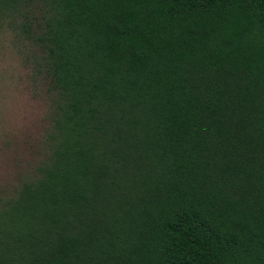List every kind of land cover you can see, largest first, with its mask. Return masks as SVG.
<instances>
[{
  "label": "trees",
  "instance_id": "trees-1",
  "mask_svg": "<svg viewBox=\"0 0 264 264\" xmlns=\"http://www.w3.org/2000/svg\"><path fill=\"white\" fill-rule=\"evenodd\" d=\"M6 34L50 110L0 264H264V0H0Z\"/></svg>",
  "mask_w": 264,
  "mask_h": 264
},
{
  "label": "rangeland",
  "instance_id": "rangeland-1",
  "mask_svg": "<svg viewBox=\"0 0 264 264\" xmlns=\"http://www.w3.org/2000/svg\"><path fill=\"white\" fill-rule=\"evenodd\" d=\"M10 40L8 34L0 40V186L18 183L42 151L50 110L43 88Z\"/></svg>",
  "mask_w": 264,
  "mask_h": 264
}]
</instances>
